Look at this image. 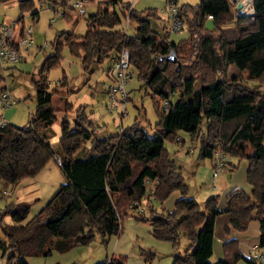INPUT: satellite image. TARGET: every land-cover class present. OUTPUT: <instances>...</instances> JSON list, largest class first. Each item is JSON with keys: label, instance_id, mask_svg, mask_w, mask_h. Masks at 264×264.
I'll list each match as a JSON object with an SVG mask.
<instances>
[{"label": "trees", "instance_id": "16d2710c", "mask_svg": "<svg viewBox=\"0 0 264 264\" xmlns=\"http://www.w3.org/2000/svg\"><path fill=\"white\" fill-rule=\"evenodd\" d=\"M34 1L17 0L20 11L35 16L38 11L33 9ZM49 1L64 5L67 0ZM252 1V18L232 26H223L232 19L228 0L178 5L181 28L188 31L179 41L169 40V32L155 27L159 14L154 7H132L130 22L135 21L136 26L133 33L125 31L120 6L127 1L123 0L99 2L86 18L82 35L56 33L52 52L32 76L36 109L30 120L26 125L6 122L0 126V182L16 183L33 176L55 155L60 158L65 181L27 220L29 202L6 205L3 213L9 214L12 222L0 221L1 255L8 252L11 260L47 254L52 248L64 251L90 242L95 232L102 234L107 228L109 234H117L122 213L143 203L148 214L137 211L133 215L150 224L154 237L168 240L174 247L182 235L189 241L182 252L174 254L172 264H234L240 258L246 264H259L238 248L236 238L223 242L220 259L209 260L214 219L221 211L229 214L224 226L227 234L231 229L245 230L249 221L256 219V247L264 246V0ZM63 44L90 73L105 59L112 62L125 47L130 68L136 70L156 106V123L148 129L135 117L117 133L97 137L87 126L92 123L83 106H79L71 122L62 117L59 149L55 150L49 139L56 119L51 97L56 91L49 90L46 71L59 62ZM231 66L236 72L229 74ZM7 68L0 66V83ZM4 89L0 87V92ZM173 95L176 99L171 101ZM69 108L71 104L65 101L63 111ZM178 130L199 141L198 158H211L220 148L247 160L251 193L232 189L223 210L217 207L218 194L208 196L203 206L186 196L188 187L180 166L163 144L165 139L176 141ZM146 179L154 182L151 194L161 201L173 190L180 191L182 196L172 210L157 211L153 207L149 194H145ZM20 262L27 264L25 260ZM97 264L124 263L118 256Z\"/></svg>", "mask_w": 264, "mask_h": 264}, {"label": "rangeland", "instance_id": "374dc122", "mask_svg": "<svg viewBox=\"0 0 264 264\" xmlns=\"http://www.w3.org/2000/svg\"><path fill=\"white\" fill-rule=\"evenodd\" d=\"M42 1H34L33 9L38 12L35 16H32L30 11H20L17 0H0V20H16L21 16L22 19L20 21L24 26L33 24L34 27L32 44L22 51L23 57L19 61L9 64L8 68L3 71L4 79L0 83V87H6L9 91L10 99L12 100L6 107H0V119L20 126L28 123L30 115L36 109L35 87L32 76L37 74L44 58L52 52L51 43L56 33L69 31L76 35L84 34L86 31V18L96 10L97 4L104 0H88L84 7L85 12L80 16H76L74 13L72 16L57 15L53 8H50L47 4L44 5ZM123 1H133L132 6L136 10H142L147 7L156 8L160 16V22L159 24L154 23L155 27L160 32L169 30L171 19L161 11L166 0ZM198 1L177 0V5L182 3L196 4ZM228 1L232 19L224 23L223 26H232L251 19L252 14L238 15L239 11L236 3L232 0ZM135 26L136 22L132 21L128 26V32L133 33ZM207 26H211L210 21H207ZM187 35L188 31L183 26L179 30L169 31L168 38L172 41H179L186 38ZM60 52L61 58L59 62L46 71V76L49 90L56 91L55 98L60 97L62 100L67 101L71 104V108L67 109V111H63L64 107L63 109H56V119L51 125L52 135L49 139L55 150L59 149L58 140L61 133L60 123L62 117L65 115L66 119L71 122L75 115V110L79 106H83L88 120L92 123V125L87 124V126L94 130V135L97 137L117 133L119 128L130 125L135 120V117H138V120L146 125L148 129L156 123L158 120L156 106L148 94V89L142 86V81L138 79L134 68H130L132 76L125 84L128 98L123 110L120 103H117L113 108H109L108 97L105 93L109 80L105 70L112 63L110 59H105L94 67L90 73L83 70L79 57L72 54L68 46L63 44ZM234 72H236V69L231 66L228 73L232 74ZM63 81L65 83L61 84ZM253 83L255 82L250 84L252 85ZM198 85L199 82L197 81L195 86L197 87ZM175 99L176 95H173L171 101ZM53 103L58 105L57 99ZM159 107V109L162 108L161 102ZM177 134L180 138H183V141L165 139L163 142L164 147L180 166L181 174L188 187L186 196L194 197L203 206L208 196L221 193L220 184L216 188L212 182V160L209 157L198 158L199 141L192 140L186 131L178 130ZM56 156L58 155L48 160L33 176H25L16 183L7 182L5 184L0 182L1 222H12L9 214L3 213L6 205L11 202L27 201L30 203V209L25 220L36 214L46 204L57 190L59 184L65 181V176L56 160ZM239 160L242 161L243 159ZM219 173L218 183L225 176L229 181L234 180L240 184V186L244 187L243 189L247 190L251 187L252 190V186L248 183L244 173L239 171L235 173L227 171V175L225 171ZM4 190L8 193H3ZM145 194H149L147 189ZM175 194L181 193L179 190H173L162 201L153 194H149V200L157 211L162 209L164 211L172 210ZM137 211L148 214L147 208L143 203L138 204L136 209L128 208L121 215L120 231L117 234H109L107 228L104 229L102 234L95 232L93 239L86 244H76L64 251L52 248L47 254L16 256L11 260H8V252L1 255L0 251V264H24L20 260H25L27 264H97L105 259L109 260L111 257L118 256H122L124 264H172L174 254L182 252L188 245L187 237L182 235L177 247H174L168 240L154 237L151 233L150 224L147 221L137 219L133 215ZM254 220L256 219L249 221L245 230L237 231L231 229L234 234L231 233V230L228 233L227 239L236 238L240 250L246 249V245L250 246L253 241L256 242V234L251 232ZM0 236L3 237L1 230ZM219 250L223 256V243L219 245ZM219 250L215 252L219 253ZM250 252L252 254H264V246L256 247ZM252 254L247 256L253 257ZM214 258L215 253L212 259ZM255 259L259 264H264V259ZM234 264H246V262L243 258H240Z\"/></svg>", "mask_w": 264, "mask_h": 264}, {"label": "built area", "instance_id": "2783aa9c", "mask_svg": "<svg viewBox=\"0 0 264 264\" xmlns=\"http://www.w3.org/2000/svg\"><path fill=\"white\" fill-rule=\"evenodd\" d=\"M88 0H67L64 5L61 3L44 0L42 3L47 4L50 8H53L57 15L69 14L72 16L74 13L76 16H80L85 12V4ZM133 2V1H132ZM132 2L121 4L123 14V24L125 31H128L130 25V11ZM178 5L177 0H166L165 5L161 8V11L171 19V25L167 32L173 30H179L182 26V22L177 15ZM34 31L33 24L28 26L22 25L21 21L16 20H0V66L5 67L9 64H14L19 61L22 56V51L32 44V34ZM106 76L109 80L106 93L109 101V108H113L117 103H120L122 110L127 100V91L125 88L126 81L132 76V71L129 65V52L123 47L118 53V56L112 61L107 68ZM12 102L10 99L9 91L7 89L0 92V107L4 108ZM164 108L167 107V103L164 102ZM6 122L0 119V126H3ZM119 128L118 131H120ZM176 141H180V137L176 138ZM229 153L217 148L212 152L211 160L213 163V176H216L220 167L226 162ZM56 160L59 163L60 158L56 156ZM146 189L149 194L152 193L153 181L145 180ZM3 193H8L6 190ZM254 258L264 259V254H253Z\"/></svg>", "mask_w": 264, "mask_h": 264}, {"label": "crops", "instance_id": "0c3cea01", "mask_svg": "<svg viewBox=\"0 0 264 264\" xmlns=\"http://www.w3.org/2000/svg\"><path fill=\"white\" fill-rule=\"evenodd\" d=\"M252 16H253V14H252ZM252 16H251V18H252ZM159 18H160V16H159ZM159 22H160V19L159 20L157 19L156 24H159ZM22 25H24V24L22 23ZM105 93H106V90H105ZM56 99L58 101V105L53 103L54 100H56ZM51 102H52V105H53V107L55 109H63L65 101L62 100L60 97H56L55 98V94H54L51 97ZM263 144H264V139H263ZM212 166H213V164H212ZM237 167H238V169L236 170ZM247 168H248L247 160L243 159L242 161H240L236 155L229 154L228 157H227L226 162L218 170L217 175L213 176V174H212V176H213V181L212 182L214 183V186H216V188H218L219 187L218 184H220V188H221V193L218 194V199H217V207L220 210H223L225 208V206H226V196L232 189H234V188H242L243 189L244 187L240 186V184H238L234 180L233 181H229L225 176H223L220 179V182L218 183L217 178H218V176L220 174L219 172L225 171V174L227 175L228 174L227 171L228 172L231 171L232 173H235V172L239 171L241 173H244L245 177H246ZM4 183L6 184L7 182H4ZM243 190L247 194H250L251 187H250V189H247V190L243 189ZM181 196H182V194H175L174 200L176 201ZM188 197H192V196H188ZM175 201H174V203H175ZM169 208H171V206H169ZM228 221H229V214L227 212H225V211H221L220 213H218L215 216L214 229H213V240H212V254L209 257V260L211 262H216L218 259H220L222 257V253L219 250V245L221 243H223V241L226 240L228 238V236H229L228 234H226L224 232V226H225V224L228 223ZM252 225L253 226L251 227V232L253 234H256V237H255L256 238V242L253 241V243L250 246L246 245V247H245L246 249L243 248V250H241L245 255L252 254L250 251H252L254 248H256L257 241H258L259 222L257 220H254ZM231 233L234 234V232H232V230H231ZM216 249L219 250L218 251L219 253L215 252V251H217ZM214 253H215V258L212 259Z\"/></svg>", "mask_w": 264, "mask_h": 264}, {"label": "bare ground", "instance_id": "6f19581e", "mask_svg": "<svg viewBox=\"0 0 264 264\" xmlns=\"http://www.w3.org/2000/svg\"><path fill=\"white\" fill-rule=\"evenodd\" d=\"M234 3H242V7L238 9V15L253 14V4L252 0H232Z\"/></svg>", "mask_w": 264, "mask_h": 264}, {"label": "water", "instance_id": "95a60500", "mask_svg": "<svg viewBox=\"0 0 264 264\" xmlns=\"http://www.w3.org/2000/svg\"><path fill=\"white\" fill-rule=\"evenodd\" d=\"M252 4H253V1H252ZM236 5H237V8L238 9H240L242 7V3L241 2H237ZM253 14H254V9H253ZM170 56L173 57L174 56V53H171Z\"/></svg>", "mask_w": 264, "mask_h": 264}]
</instances>
